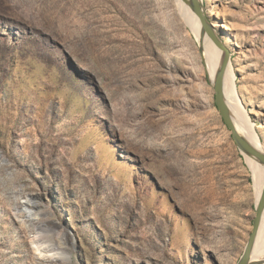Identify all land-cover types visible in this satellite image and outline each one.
Returning a JSON list of instances; mask_svg holds the SVG:
<instances>
[{
    "label": "rangeland",
    "instance_id": "374dc122",
    "mask_svg": "<svg viewBox=\"0 0 264 264\" xmlns=\"http://www.w3.org/2000/svg\"><path fill=\"white\" fill-rule=\"evenodd\" d=\"M175 3L0 0V264H239L252 174ZM204 5L264 142V0Z\"/></svg>",
    "mask_w": 264,
    "mask_h": 264
},
{
    "label": "bare ground",
    "instance_id": "6f19581e",
    "mask_svg": "<svg viewBox=\"0 0 264 264\" xmlns=\"http://www.w3.org/2000/svg\"><path fill=\"white\" fill-rule=\"evenodd\" d=\"M175 1H176L175 4L177 5V8L180 9L183 19L185 20L188 27L192 29L194 34H197L198 41L203 42L204 53L206 57L205 59L209 63V69L212 77L211 81L213 84L218 71L223 65L226 52L224 48L221 47L219 48L215 44V42H213L214 38H211L208 34H206L202 38L201 36L202 25L200 24L196 14L192 11V9L189 6L185 4V2H183V0H175ZM202 1L203 3L205 2V0ZM217 36L219 38L218 34ZM223 46H225V48L228 50L225 43H223ZM229 54H230L228 60L229 62L226 65V70L223 78V93H224L225 102L230 110V116H232L233 122L236 128L238 129V131L254 147L264 152V142L261 138V134L259 133L258 124L255 123L254 118L251 116L252 113L249 111L245 99L241 95L238 86V82H239L238 73L240 72V70L236 66L234 60L232 59L233 57H231L230 51ZM252 94L260 96L257 92H255L254 89H252L251 95ZM245 158L251 170L252 179H253L252 190L254 191L256 207L258 209L261 204V199L263 198V193H264V166H262L256 160L250 159L246 156ZM26 221H27L26 222L27 226L33 228L34 237L32 242H33L34 250L37 251L38 255H40L45 260H52L53 258L57 257L56 255L63 253L64 258L68 260L67 258L69 257L65 256L66 251L63 250L61 251V249L64 248V249H68L69 251V248H73L72 246L73 243L70 242L69 239L67 238L68 236L70 240H73L69 235L66 234L65 237H63L61 236L60 233L55 231L54 233L57 235L56 243L58 245V248L57 247L53 248L49 243V239L51 238V235H48L47 233L44 234L43 232L37 233V230H39L40 228L39 225L36 227L34 226L35 223L37 222L31 220L30 221L26 220ZM249 262L252 264H264V210L262 211L261 222L259 225L255 246L251 253Z\"/></svg>",
    "mask_w": 264,
    "mask_h": 264
},
{
    "label": "water",
    "instance_id": "95a60500",
    "mask_svg": "<svg viewBox=\"0 0 264 264\" xmlns=\"http://www.w3.org/2000/svg\"><path fill=\"white\" fill-rule=\"evenodd\" d=\"M187 6H189L192 11L196 14L197 18L199 19L200 24L202 25L201 29V36H205L208 34L213 39V42L220 48H224L226 52V56L223 62L222 67L217 73V76L215 78L213 85V88L216 93V105L219 109V114L222 116L226 126L229 128V130L232 132L233 139L241 151V153L253 160H256L258 163H260L262 166H264V152L254 147L236 128L232 116H230V110L225 102L224 93H223V78L224 73L226 70V65L228 64L229 60V51L223 46V43L218 38L215 27L211 23V21L208 18V14L205 8V5L202 0H183ZM201 42V41H200ZM200 50L202 54L203 62H205L204 59V49H203V42L200 43ZM264 210V193L263 198L261 199V204L259 208L257 209V218L255 220V227L254 231L252 233L251 238L249 239L248 245L246 247V251L242 259L238 262L239 264H252L250 263V257L251 253L253 251V248L255 246L257 233L259 229V225L261 222V215L262 211ZM72 235V234H71Z\"/></svg>",
    "mask_w": 264,
    "mask_h": 264
}]
</instances>
